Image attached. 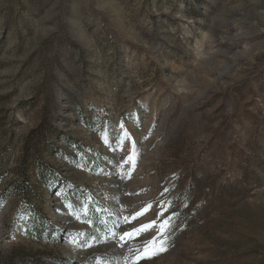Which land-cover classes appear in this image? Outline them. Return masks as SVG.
I'll return each instance as SVG.
<instances>
[{
  "label": "rangeland",
  "instance_id": "1",
  "mask_svg": "<svg viewBox=\"0 0 264 264\" xmlns=\"http://www.w3.org/2000/svg\"><path fill=\"white\" fill-rule=\"evenodd\" d=\"M164 188L179 228L141 264H264V0H0V264H123L78 245Z\"/></svg>",
  "mask_w": 264,
  "mask_h": 264
},
{
  "label": "snow or ice",
  "instance_id": "2",
  "mask_svg": "<svg viewBox=\"0 0 264 264\" xmlns=\"http://www.w3.org/2000/svg\"><path fill=\"white\" fill-rule=\"evenodd\" d=\"M145 139H147V137H145ZM102 142L113 154H119V159L117 161L118 168L123 169L125 166H129L128 172L121 171L112 174L118 175L122 180L131 179L132 173L135 170V155L138 154L137 139L126 129L124 122H121L118 134H112V129L110 128L109 132L105 134ZM129 143L131 145L130 148L126 147ZM110 145L112 146L109 147ZM125 151L129 153L126 156L123 155ZM108 163L111 164L113 161L109 159ZM104 174L108 175L109 173ZM73 189L74 186L69 183L63 190H57L55 194L58 199H61L66 214L73 219L80 220L78 214L79 209L69 196V193H71ZM169 191V188H164L161 193V200H157L155 203H144L139 210L132 211L128 214H125L127 208L122 204L120 197L113 196L112 199L115 200L117 204H120L121 207L115 209V219L112 220L111 228H107L108 234L104 239H100L99 236L77 232L76 236L72 237L70 242L76 243L77 238L87 235V238L80 241L78 246L91 248L95 245L112 241L116 247L127 249L126 254L123 252L121 253L123 264H141L142 261L151 260L153 257L167 251L170 234L174 233L179 228V225L174 222L179 214L173 210L171 201L163 199ZM139 194L140 193H131V195ZM89 199H92V197H89ZM85 208H87V205H85ZM103 210L107 211L110 216L113 215L112 211L108 209ZM150 213H154L156 218L147 219ZM86 215L87 212H85V216ZM81 222L88 224L92 223L86 219L81 220ZM132 242H136L137 246H132Z\"/></svg>",
  "mask_w": 264,
  "mask_h": 264
}]
</instances>
